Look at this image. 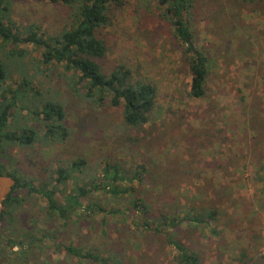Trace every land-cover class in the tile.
<instances>
[{"label":"rangeland","instance_id":"obj_1","mask_svg":"<svg viewBox=\"0 0 264 264\" xmlns=\"http://www.w3.org/2000/svg\"><path fill=\"white\" fill-rule=\"evenodd\" d=\"M7 5L17 26L36 25L45 36L70 24L69 8L62 3L10 0ZM262 8L241 0H196V41L210 59L202 99L190 96L191 74L171 26L160 16L158 0H127L113 11L110 23L98 30L107 45L99 60L102 71L108 74L124 65L134 78L157 86L155 107L139 129L124 122L123 106L100 103L98 95L88 97L74 70L44 64L41 48L14 46L0 38L7 71L0 93L19 87L25 93L10 128L21 131L27 125L43 137L44 122L33 113L54 101L63 106L69 130L60 141L4 143L9 171L41 187L56 177L59 167L84 159L80 171L57 188L55 197L63 205L77 185L92 186L107 162L130 169L143 166L140 187L155 209L182 216L205 206L219 210L211 225L182 226L183 238L204 264H243L236 261L242 249L248 264H264ZM13 196L17 203L0 222V264H93L70 257L66 244L106 251L121 264H177L176 251L163 236L137 232L136 212L105 218L104 212L85 215L78 209L65 225L66 220L50 218L43 195L17 189ZM97 197L104 200L98 191L80 201L88 204ZM101 204L110 210L119 202L112 197ZM9 240L24 245L10 246Z\"/></svg>","mask_w":264,"mask_h":264},{"label":"trees","instance_id":"obj_2","mask_svg":"<svg viewBox=\"0 0 264 264\" xmlns=\"http://www.w3.org/2000/svg\"><path fill=\"white\" fill-rule=\"evenodd\" d=\"M10 0H0V38L14 46L32 44L42 49L44 64L56 63L64 65L66 69L74 70L76 80L86 90L88 97L98 95V101H107L113 107L123 106L124 122L131 128L139 129L149 120V114L155 107L157 100V86L145 79H136L129 68L124 65L106 74L102 71L99 60L107 53L106 42L98 35L101 27L111 21L113 11L121 9L127 0H50L69 8L70 24L55 35L39 34L36 25L19 27L9 15ZM247 5L263 6L264 0H241ZM160 16L172 30L173 37L181 49L183 59L189 68L192 82L190 96L202 99L206 96L207 80L210 73V59L207 53L198 46L194 32L196 0H158ZM21 28V29H20ZM21 52V51H20ZM7 76L6 65L0 58V82ZM25 93L22 87L13 91L0 93V175H9L15 178L16 183L3 202L1 220L7 215V210L17 203L13 194L17 189H27L29 193H39L48 201L50 218L72 220L71 213L82 209L85 215L104 212L109 217L125 215L126 212L138 214L135 221L137 232L150 231L161 235L175 251L177 264H204L198 250L188 244L183 238V224L202 228L218 221L219 210L215 207H202L188 210L185 215L169 213L155 209L143 194L141 185L144 184L145 167L127 168L124 164L107 162L102 168L101 176L92 186L77 185L66 194V203L61 204L55 197L57 188L73 177L74 173L86 164L84 159L69 162L66 167H59L56 177L36 187L33 180H27L17 172H10L4 162L8 157L6 142H20L25 145L34 143L36 139L45 142L54 139L65 140L69 130L65 126V111L61 104L49 101L41 110L33 113L43 120L46 128L43 137H39L36 130L23 126L21 131L10 128V118L19 108V103ZM138 182V186H135ZM100 192L104 200L97 197L95 202L83 204L81 198H89ZM118 198L119 205L110 210L101 203L109 198ZM99 200V201H98ZM101 201V202H100ZM124 201L125 205H120ZM127 204V205H126ZM125 206V207H124ZM122 209H124L122 211ZM107 219H104L106 222ZM64 222V221H63ZM10 246L24 245V241L9 240ZM65 250L70 257L88 260L93 264H121L115 257L105 251L85 249L66 244ZM246 249H242L236 261L248 264L243 258L247 257Z\"/></svg>","mask_w":264,"mask_h":264},{"label":"water","instance_id":"obj_3","mask_svg":"<svg viewBox=\"0 0 264 264\" xmlns=\"http://www.w3.org/2000/svg\"><path fill=\"white\" fill-rule=\"evenodd\" d=\"M16 180L14 177L9 175H0V222L3 212V202L11 193Z\"/></svg>","mask_w":264,"mask_h":264}]
</instances>
